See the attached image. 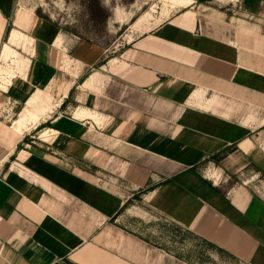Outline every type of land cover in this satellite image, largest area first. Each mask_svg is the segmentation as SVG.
<instances>
[{
  "label": "crops",
  "instance_id": "1",
  "mask_svg": "<svg viewBox=\"0 0 264 264\" xmlns=\"http://www.w3.org/2000/svg\"><path fill=\"white\" fill-rule=\"evenodd\" d=\"M0 37L30 47L46 85L34 114L0 121V264H191L112 223L131 198L264 264V0L234 14L187 7L100 67L105 47L4 0ZM24 76L5 77L0 96ZM39 124L33 151L18 149Z\"/></svg>",
  "mask_w": 264,
  "mask_h": 264
},
{
  "label": "rangeland",
  "instance_id": "2",
  "mask_svg": "<svg viewBox=\"0 0 264 264\" xmlns=\"http://www.w3.org/2000/svg\"><path fill=\"white\" fill-rule=\"evenodd\" d=\"M4 2L11 3L12 7L15 5L18 9L31 10L35 16L38 10L46 19H43L44 21L58 28L64 35L105 47L106 57L99 62V67L109 58L117 56L134 37L179 14L187 7L215 8L231 14L240 12L243 8L250 10L258 8V0H4ZM131 25L135 30L130 28ZM4 41L5 39L0 37V88L4 89L5 77L9 81L11 77L18 79L16 75L31 73L34 76L30 78L29 75L24 76V83L14 82L17 84L14 96L9 95L7 99L4 95L0 96V121L13 129L26 108L34 114L33 111H36L37 107L33 100L43 96L46 85L38 80L36 74L40 72L27 60L30 47L15 46L14 50L18 53L16 55L12 49L15 38L10 39L11 44L3 46ZM13 56L15 58H12ZM9 58L11 61H8ZM27 96L30 98L32 96L31 100L24 101ZM41 125L23 131L25 136L20 147L33 151L32 142L38 143L37 136L43 130L40 129ZM221 159V154L217 155L214 164ZM206 168V165L202 164L198 172L209 178L210 173L213 175L214 171L207 173ZM202 171L204 173H201ZM239 179L243 180V176L242 179L240 177L227 185L236 184ZM257 182L255 179L252 184L255 185ZM226 188L227 186H221L222 191ZM91 196L94 204L103 202L104 206L107 205L99 190H94ZM125 204L112 219V223L134 237L162 248L191 264H241L164 216L151 211L137 198H131Z\"/></svg>",
  "mask_w": 264,
  "mask_h": 264
},
{
  "label": "trees",
  "instance_id": "3",
  "mask_svg": "<svg viewBox=\"0 0 264 264\" xmlns=\"http://www.w3.org/2000/svg\"><path fill=\"white\" fill-rule=\"evenodd\" d=\"M35 14H36V16L39 17V18L45 19L44 16L40 13V11L37 10V11L35 12ZM45 20H46V19H45ZM47 126H48V125H47ZM19 148H21V147L18 146V149H19ZM229 152H230V149H225L224 151H222V152L220 153V154H221V158H223V157H224L227 153H229ZM216 158H217V156H215V157H211V160H215ZM215 161H216V160H215ZM194 169H195V167L192 168L191 170H194ZM125 205H126V204H124V206H125ZM124 206H123V207H124ZM123 207H122V208H123ZM208 244H210V243H208ZM210 245L213 246L212 244H210ZM213 247H214V246H213ZM215 248H216V247H215ZM216 249H217V248H216ZM218 250H219V249H218ZM219 251L222 252L221 250H219Z\"/></svg>",
  "mask_w": 264,
  "mask_h": 264
},
{
  "label": "bare ground",
  "instance_id": "4",
  "mask_svg": "<svg viewBox=\"0 0 264 264\" xmlns=\"http://www.w3.org/2000/svg\"><path fill=\"white\" fill-rule=\"evenodd\" d=\"M115 13H116V11H115ZM118 14H119V13H118ZM117 16H118V15H117ZM41 137H42V139H46L44 134H43Z\"/></svg>",
  "mask_w": 264,
  "mask_h": 264
}]
</instances>
